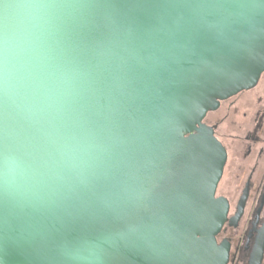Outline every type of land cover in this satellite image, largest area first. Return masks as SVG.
Listing matches in <instances>:
<instances>
[{
    "label": "clouds",
    "instance_id": "1",
    "mask_svg": "<svg viewBox=\"0 0 264 264\" xmlns=\"http://www.w3.org/2000/svg\"><path fill=\"white\" fill-rule=\"evenodd\" d=\"M133 45L104 0H0V219L44 264H115L121 242L161 243L128 226L154 200L170 132L163 98L134 83Z\"/></svg>",
    "mask_w": 264,
    "mask_h": 264
},
{
    "label": "water",
    "instance_id": "2",
    "mask_svg": "<svg viewBox=\"0 0 264 264\" xmlns=\"http://www.w3.org/2000/svg\"><path fill=\"white\" fill-rule=\"evenodd\" d=\"M104 3L133 33L136 87L162 97L170 118L154 200L128 224L152 231L161 243L149 249L121 242L115 264H227V245L216 241L228 210L216 197L227 153L203 120L221 101L254 88L264 73V0ZM7 236L0 219L4 264H44L41 253L13 247ZM172 236L195 238L197 249L189 256L168 243Z\"/></svg>",
    "mask_w": 264,
    "mask_h": 264
},
{
    "label": "flooded vegetation",
    "instance_id": "3",
    "mask_svg": "<svg viewBox=\"0 0 264 264\" xmlns=\"http://www.w3.org/2000/svg\"><path fill=\"white\" fill-rule=\"evenodd\" d=\"M203 124L227 153L216 197L228 210L217 244L227 245V264H252L256 256L264 264V73L254 88L209 111Z\"/></svg>",
    "mask_w": 264,
    "mask_h": 264
}]
</instances>
